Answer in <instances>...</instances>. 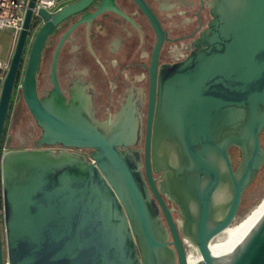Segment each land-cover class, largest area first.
I'll return each instance as SVG.
<instances>
[{
  "label": "water",
  "instance_id": "95a60500",
  "mask_svg": "<svg viewBox=\"0 0 264 264\" xmlns=\"http://www.w3.org/2000/svg\"><path fill=\"white\" fill-rule=\"evenodd\" d=\"M33 6L30 0L2 87L0 151ZM212 17L199 48L163 69L157 93L152 75L143 150L128 145L140 141L136 127L132 133L92 131L66 116L56 93L38 101L31 55L22 92L43 131L36 147L89 150L90 159L0 153V264L2 225L7 264H189L161 194L179 209L183 239L200 257L193 264H264V211L221 255L209 251L264 165V0H215ZM231 147L241 152L235 171ZM160 172L165 179L157 183L153 173Z\"/></svg>",
  "mask_w": 264,
  "mask_h": 264
},
{
  "label": "flooded vegetation",
  "instance_id": "af4514ba",
  "mask_svg": "<svg viewBox=\"0 0 264 264\" xmlns=\"http://www.w3.org/2000/svg\"><path fill=\"white\" fill-rule=\"evenodd\" d=\"M214 1L67 0L56 13L45 12L33 18L18 59L1 155L47 151L55 155L77 153L90 159L89 150H70L61 144L36 147L43 131L29 112L22 92L31 55L37 59L34 86L38 101L51 100L56 93L64 103L66 116L87 123L92 131L132 133L136 127L140 129V141L128 145H140L137 148L143 150L152 75L157 93L163 69L184 62L199 48L198 42L207 35L213 19ZM16 43L3 60L9 68ZM54 107L51 104L50 109ZM155 114L156 103L151 132ZM139 117L140 124L135 125L134 119ZM150 145L176 144L151 141ZM228 154L235 171L241 152L231 147ZM153 178L157 183L164 181V173H153ZM161 198L186 252L190 243L182 236L179 209L166 194ZM162 222L166 226L164 219Z\"/></svg>",
  "mask_w": 264,
  "mask_h": 264
},
{
  "label": "built area",
  "instance_id": "2783aa9c",
  "mask_svg": "<svg viewBox=\"0 0 264 264\" xmlns=\"http://www.w3.org/2000/svg\"><path fill=\"white\" fill-rule=\"evenodd\" d=\"M61 1L34 0V6L31 9L32 19L39 17L41 12L56 13L60 9L58 6ZM29 2L30 0H0V32L12 31L11 38L13 44L17 41L19 34L23 30ZM8 70V62L0 60V97Z\"/></svg>",
  "mask_w": 264,
  "mask_h": 264
},
{
  "label": "rangeland",
  "instance_id": "374dc122",
  "mask_svg": "<svg viewBox=\"0 0 264 264\" xmlns=\"http://www.w3.org/2000/svg\"><path fill=\"white\" fill-rule=\"evenodd\" d=\"M67 3V0H62L58 8L64 6ZM57 8V9H58ZM57 11V10H56ZM12 31L0 32V60H4L9 50L11 49L12 42ZM261 146L264 149V131L260 137ZM264 200V165L259 171L253 183L246 189L242 196L241 208L238 211V214L232 223V226L239 225L244 221L247 216L257 208L260 203ZM1 239H2V255H3V264H7V255H6V246H5V234L3 225L1 226ZM216 242V240H213ZM187 258L195 260L198 258V253L194 247L188 245L186 247Z\"/></svg>",
  "mask_w": 264,
  "mask_h": 264
},
{
  "label": "bare ground",
  "instance_id": "6f19581e",
  "mask_svg": "<svg viewBox=\"0 0 264 264\" xmlns=\"http://www.w3.org/2000/svg\"><path fill=\"white\" fill-rule=\"evenodd\" d=\"M264 211V200L260 205L255 208L247 218L242 221L237 226H230L225 232L217 236L214 240L216 242H211L209 246V251L213 255H221L226 249H228L232 244H234L240 236L248 229V227L256 220V218ZM200 260L198 258L195 260L188 259L189 264H193Z\"/></svg>",
  "mask_w": 264,
  "mask_h": 264
}]
</instances>
